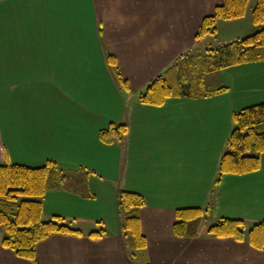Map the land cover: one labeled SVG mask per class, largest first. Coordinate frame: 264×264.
I'll list each match as a JSON object with an SVG mask.
<instances>
[{"label":"crops","instance_id":"crops-1","mask_svg":"<svg viewBox=\"0 0 264 264\" xmlns=\"http://www.w3.org/2000/svg\"><path fill=\"white\" fill-rule=\"evenodd\" d=\"M222 1L0 0V91L14 101L12 127L0 122V164L56 161L67 176L43 196L42 217L59 215L82 232L41 240L34 261L1 244L0 226V264H264V250L246 240L173 232L183 207L208 206L213 219L242 218L246 227L264 219V153L258 169L215 182L233 113L264 101V61L213 71L220 81L205 88L223 89L212 95L139 100L193 48L201 20ZM111 123L126 131L107 144L99 131ZM121 190L145 198L147 245L136 257L120 233Z\"/></svg>","mask_w":264,"mask_h":264},{"label":"trees","instance_id":"trees-1","mask_svg":"<svg viewBox=\"0 0 264 264\" xmlns=\"http://www.w3.org/2000/svg\"><path fill=\"white\" fill-rule=\"evenodd\" d=\"M249 1L223 0L211 15L205 16L199 24L193 48L179 55L149 82L139 96L140 102L163 105L171 97L212 95L223 87L206 89L202 83L205 74L234 65L264 61V28L215 49L208 48V53H194L200 39L215 32L217 19L241 18ZM251 17L255 24L264 23V0H256ZM106 63L118 85L128 89V83L112 53L106 54ZM195 65L202 71L199 81L201 87L198 90H188L182 85L183 74L188 73ZM232 119L233 128L227 140L226 151L218 163L216 183L225 174H245L261 165V155L264 153V101L235 111ZM125 131L124 124L111 123L99 131V137L104 143L110 144L120 140ZM65 176L67 175L62 173L54 160H47L34 167L9 162L0 164V226L1 244L4 247L11 249L19 257L35 261L36 245L41 240L57 234H82L80 230L65 223L59 215L47 220L42 217L43 196L54 180ZM144 204L145 198L140 193L124 190L118 192L120 233L130 257H136L147 245L139 216V210ZM209 212L208 206L176 209L173 232L179 237L198 236L201 223L209 216ZM206 232L214 237L246 240L254 248L264 250V219L247 229L242 218L222 217L212 223ZM103 233L104 229L101 228L90 231L88 235L100 236Z\"/></svg>","mask_w":264,"mask_h":264},{"label":"rangeland","instance_id":"rangeland-1","mask_svg":"<svg viewBox=\"0 0 264 264\" xmlns=\"http://www.w3.org/2000/svg\"><path fill=\"white\" fill-rule=\"evenodd\" d=\"M256 0H250L247 6V10L241 18L237 19H217L215 32L213 34H208L200 39L197 43V47L194 51L200 53L206 52L208 48L215 49L216 47L226 44L232 40L240 39L255 33L256 31L264 28V23L255 24L252 21L251 13L255 5ZM196 60V59H195ZM198 60V59H197ZM199 63L202 61H198ZM192 67V66H191ZM182 85L186 86L188 90H198L200 85V76L202 75L201 68L199 66H194L188 70V73L183 74ZM220 81L219 74H205L203 76V81L205 85L215 86L216 83ZM0 122L4 124H10L12 127V113H9L13 107V99L8 98L2 91H0ZM3 109V111H2ZM11 114V115H9ZM108 212L109 208L104 209ZM211 212V211H210ZM209 212V216L204 218L200 226V232L207 230L208 227L214 223L217 219H213L212 213ZM109 222L113 221L110 217ZM249 229V227H247Z\"/></svg>","mask_w":264,"mask_h":264}]
</instances>
